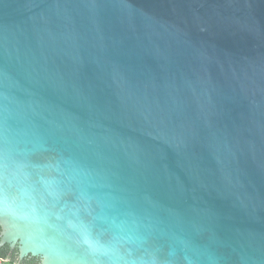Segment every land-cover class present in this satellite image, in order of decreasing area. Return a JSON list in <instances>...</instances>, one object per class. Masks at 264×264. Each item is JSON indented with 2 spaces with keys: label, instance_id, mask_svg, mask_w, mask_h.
Instances as JSON below:
<instances>
[{
  "label": "water",
  "instance_id": "1",
  "mask_svg": "<svg viewBox=\"0 0 264 264\" xmlns=\"http://www.w3.org/2000/svg\"><path fill=\"white\" fill-rule=\"evenodd\" d=\"M0 229L42 264H264V0H0Z\"/></svg>",
  "mask_w": 264,
  "mask_h": 264
},
{
  "label": "trees",
  "instance_id": "2",
  "mask_svg": "<svg viewBox=\"0 0 264 264\" xmlns=\"http://www.w3.org/2000/svg\"><path fill=\"white\" fill-rule=\"evenodd\" d=\"M0 255L6 260L15 261L16 264H29L30 261L39 260L37 257L28 256L23 259L19 258L18 248H11L8 244H1V229H0Z\"/></svg>",
  "mask_w": 264,
  "mask_h": 264
},
{
  "label": "clouds",
  "instance_id": "3",
  "mask_svg": "<svg viewBox=\"0 0 264 264\" xmlns=\"http://www.w3.org/2000/svg\"><path fill=\"white\" fill-rule=\"evenodd\" d=\"M0 264H16L15 261L6 260L2 255H0ZM29 264H42L39 260L30 261Z\"/></svg>",
  "mask_w": 264,
  "mask_h": 264
}]
</instances>
